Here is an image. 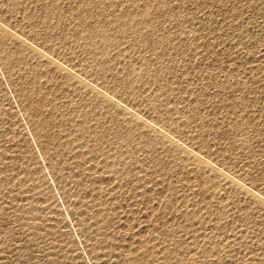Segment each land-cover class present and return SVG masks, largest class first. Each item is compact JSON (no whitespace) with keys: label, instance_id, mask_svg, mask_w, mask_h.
Segmentation results:
<instances>
[{"label":"rangeland","instance_id":"obj_1","mask_svg":"<svg viewBox=\"0 0 264 264\" xmlns=\"http://www.w3.org/2000/svg\"><path fill=\"white\" fill-rule=\"evenodd\" d=\"M97 1L0 0V264H264V0Z\"/></svg>","mask_w":264,"mask_h":264},{"label":"bare ground","instance_id":"obj_2","mask_svg":"<svg viewBox=\"0 0 264 264\" xmlns=\"http://www.w3.org/2000/svg\"><path fill=\"white\" fill-rule=\"evenodd\" d=\"M97 2L100 3L99 0H98ZM11 3H12V2H11ZM96 5H98V3H97ZM14 6H17V5H13V7H14ZM52 6H53V5H52ZM11 7H12V6H11ZM14 8H15V7H14ZM57 10H58V9H57ZM52 14H53V13H52ZM130 15H131V14H130ZM54 27H56V26H54ZM132 29H133V27H132ZM0 30H1V29H0ZM130 30H131V29H130ZM91 33H92V32H91ZM90 35H91V34H90ZM1 38H2V37H1ZM105 41H106V40H105ZM94 42H95V41H94ZM1 43H2V42H1ZM86 43H87V42H86ZM107 43H108V41H107ZM107 43H105V45H106ZM144 43H145V42H144ZM91 44H92V43H91ZM98 44H100V43H98ZM98 44H97V46H98ZM86 46H87V45H86ZM91 46H92V45H91ZM103 46H104V45H103ZM107 46H108V45H107ZM110 46H112V45H110ZM89 47H90V46H89ZM94 47H95V46H94ZM94 47H93V48H94ZM99 47H100V46H99ZM150 47H151V46H150ZM31 49H32V48H31ZM106 50H107V49H106ZM39 52H40V51H39ZM39 55H40V54H39ZM45 55H46V54H45ZM52 62H53V61H52ZM66 76H67V75H66ZM67 81H68V80H67ZM31 82H32V81H31ZM35 84H36V82H35ZM68 84H69V83H68ZM32 85H33V84H32ZM32 85H31V86H32ZM36 85H37V84H36ZM33 86H34V85H33ZM33 86H32V87H33ZM37 86H38V85H37ZM37 86H36V87H37ZM32 87H31V88H32ZM33 88H34V87H33ZM38 88H39V86H38ZM34 89H35V88H34ZM39 89H41V88H39ZM30 90H32V89H30ZM35 91H36V90H34L33 93H34ZM37 91H38V90H37ZM29 92H30V91H29ZM38 93H39V91H38ZM43 93H44V92H43ZM35 94H36V93H35ZM22 96H23V95H22ZM29 96H30V95H29ZM31 96H32V95H31ZM35 96H37V95H35ZM41 96H42V94H41ZM43 96H44V94H43ZM46 96H48V95H46ZM109 96H110V95H109ZM38 97H39V96H38ZM38 97H34V100H33V99H32V100H33V101L38 100V99H39ZM28 98H30V97H28ZM36 98H38V99H36ZM46 100H48V97H47L44 101H46ZM30 101H31V100H30ZM40 101H42V99H40ZM40 101H39V102H40ZM44 101H42V102H44ZM99 101H100V100H99ZM108 101H109V100H108ZM100 102H102V101H100ZM103 102H106V101H103ZM112 102H113V101H112ZM29 103H30V102H29ZM31 103H32V101H31ZM34 103H35V102H34ZM45 104H46V103H45ZM87 104H88V103H87ZM101 104H102V103H101ZM104 104H105V103H103V106H104ZM106 104H107V103H106ZM33 105H34V104H33ZM40 105H41V104H40ZM98 105H99V104H98ZM98 105H97V106H98ZM31 106H32V105H31ZM37 106H39V103H38V105H37V104L35 105V107H37ZM43 106H44V105H43ZM99 106H100V105H99ZM33 107H34V106H33ZM41 107H42V105H41L40 108L38 109L39 111H40V109H42ZM92 107H93V106H92ZM28 108H30V106H29ZM44 108H45V107H43V109H44ZM55 108H56V107H55ZM55 108H54V109H55ZM81 108H82V107H81ZM31 109H32V108H31ZM34 109H35V108H34ZM34 109H33V110H34ZM54 109H53V110H54ZM73 109H74V108H73ZM73 109H72V112H73ZM36 110H37V108H36ZM38 110H37V112H38ZM82 110H83V109H82ZM28 111H29V110H28ZM56 111H57V109H56ZM62 111H63V110H62ZM30 112H32V111H30ZM33 112H35V111H33ZM54 112H55V110H54ZM63 112H64V111H63ZM70 112H71V110H70ZM78 112H80V110H79ZM55 113H56V112H55ZM73 113H74V112H73ZM87 113H88V112H87ZM79 114H80V113H79ZM85 114H86V113H85ZM85 114H84V115H85ZM89 114H90V113H89ZM32 115H33V114H32ZM68 115H69V114H68ZM135 115H136V114H135ZM55 116H56V115H55ZM71 116H72V115H71ZM73 116H74V115H73ZM31 117H32V116H31ZM83 117H84V116H82L81 118H83ZM86 117H87V116H86ZM88 117H89V116H88ZM135 118H136V117H135ZM61 119H62V118H61ZM113 119H114V118H113ZM32 120H33V119H32ZM86 120H87V118H86ZM42 122H43V120H42ZM82 122H83V121H82ZM87 122H89V121H87ZM36 123L39 124L38 121H37ZM83 123H86V122L84 121ZM32 124H33V123H32ZM40 124H41V123H40ZM91 124H92V123H91ZM34 125H35V127L37 126V125L35 124V122H34ZM42 125H43V124H42ZM44 125H45V124H44ZM51 125H52V124H51ZM79 125H80V124H79ZM89 125H90V123H89ZM80 126H81V125H80ZM82 126H83V125H82ZM82 126H81V127H82ZM86 126H87V125H86ZM83 127H84V126H83ZM37 128H40V127L38 126ZM64 128H65V127H64ZM69 128H70V127H69ZM85 128H86V127H85ZM48 129H49V128H48ZM66 129H67V128H66ZM78 129H79V127H78ZM82 129H83V128H82ZM86 129H87V128H86ZM86 129H85V130H86ZM61 130H62V129H61ZM110 131H111V130H110ZM41 132H42V131H41ZM99 132H101V131H99ZM105 132H106V131H105ZM105 132H104V133H105ZM108 132H109V131H108ZM97 133H98V132H97ZM95 134H96V132H95ZM96 135L98 136V135H100V134H96ZM110 135H111V134H110ZM68 136H69V135H68ZM104 136H105V134H104ZM98 137H101V136H98ZM99 139H100V138H99ZM99 139H98V141H99ZM103 139H104V138H103ZM100 140H101V139H100ZM105 140L107 141V139H105ZM123 140H124V138H123ZM128 140H129V139H128ZM62 141H63V140H62ZM98 141H97V142H98ZM124 141H125V140H124ZM72 142H74V141H72ZM99 142H100V141H99ZM99 142H98V143H99ZM101 142H102V141H101ZM101 142H100V144H101ZM104 143H105V141H104ZM122 143H123V142H122ZM128 143H130V142L127 141V144H128ZM48 144H49V143H48ZM72 144H73V143H72ZM74 144H75V143H74ZM124 144H126V143H124ZM127 144H126V146H127ZM45 145H46V144H45ZM90 145H91V144H90ZM128 145H129V144H128ZM68 146H69V144H67L66 147H68ZM71 146H72V145H71V143H70V146H69V147H71ZM75 146L78 147V149H77ZM75 146H74V147L72 146V148H74V152L76 151L75 149L79 150V146H77V144H76ZM124 146H125V145H124ZM124 146H123V147H124ZM126 146H125V147H126ZM62 147H63V146H62ZM81 147H82V146L80 145V148H81ZM127 147H128V146H127ZM48 148H50V147L48 146ZM72 148H71V151H73ZM83 148H84V147H83ZM68 149H69V148H68ZM89 149H90V148H89ZM47 151H48V150H47ZM110 151H111V150H110ZM114 151H115V150H114ZM125 154H126V153H125ZM56 156H57V155H56ZM82 156H83V155H82ZM115 156H116V155H115ZM124 156H125V155H124ZM109 157H110V156H109ZM115 158H116V157H115ZM111 160H112V159H111ZM53 162H54V161H53ZM117 174H118V173H117ZM118 176H119V175H118ZM212 183H213V180H212ZM213 184H215V183H213ZM217 185H218V183H217ZM213 186H214V185H213ZM34 218H35V217H34ZM205 253H206V251H205ZM207 253H209V252H207ZM176 259H177V258H176Z\"/></svg>","mask_w":264,"mask_h":264}]
</instances>
